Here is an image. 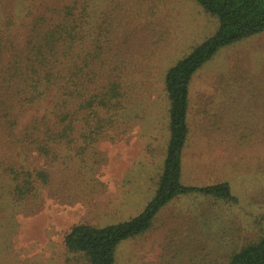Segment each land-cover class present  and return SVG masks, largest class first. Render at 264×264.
Segmentation results:
<instances>
[{"label": "rangeland", "instance_id": "374dc122", "mask_svg": "<svg viewBox=\"0 0 264 264\" xmlns=\"http://www.w3.org/2000/svg\"><path fill=\"white\" fill-rule=\"evenodd\" d=\"M68 7L84 17L78 24L85 34L92 39L99 32L107 41L105 61L111 59L112 73L129 86L131 125L97 145L103 161L91 176L55 165L51 183L25 202L0 185V264H82L63 245L72 226L116 225L143 211L169 137L165 75L219 27L195 0H0V26L9 21L12 33L22 32ZM188 101L180 183H226L236 200L174 199L150 231L116 246L114 264H222L264 235V31L220 48L202 64Z\"/></svg>", "mask_w": 264, "mask_h": 264}, {"label": "trees", "instance_id": "16d2710c", "mask_svg": "<svg viewBox=\"0 0 264 264\" xmlns=\"http://www.w3.org/2000/svg\"><path fill=\"white\" fill-rule=\"evenodd\" d=\"M195 1L219 27L165 75L169 137L154 196L126 222L72 226L63 245L82 264H114L116 246L150 231L160 210L181 196L224 204L236 200L226 183H180L191 120L188 87L220 48L264 31V0ZM74 10L68 7L52 20L37 18L22 32L12 33L9 21L0 26V185L19 201L37 198L40 187L51 183L49 168L55 165L91 176L103 161L97 145L114 141L118 135L112 131L125 132L131 125L126 78L112 73L114 65L104 57L107 41L99 32L92 39L85 34L78 24L84 17ZM92 183L95 189L98 182ZM222 264H264V235L227 255Z\"/></svg>", "mask_w": 264, "mask_h": 264}]
</instances>
